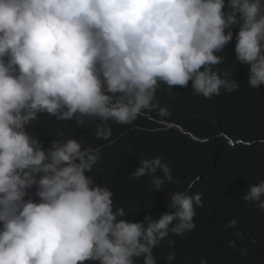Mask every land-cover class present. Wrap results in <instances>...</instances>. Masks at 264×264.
<instances>
[{
    "label": "clouds",
    "instance_id": "clouds-1",
    "mask_svg": "<svg viewBox=\"0 0 264 264\" xmlns=\"http://www.w3.org/2000/svg\"><path fill=\"white\" fill-rule=\"evenodd\" d=\"M232 39L227 61L236 70L229 73L249 75V87L259 89L264 0H0V264H136L141 257L156 264L153 249L194 230L199 193L171 194L158 219H121L126 213L114 209L113 193L87 175L96 154L70 138L45 150L28 130L42 113L77 127L86 119L131 124L159 107V83L172 89L191 81L205 98L238 90L229 73L214 70L224 60L216 53ZM95 134L106 140L111 129L97 125ZM143 176L157 191L172 181L159 157L132 173ZM243 200L264 209V181ZM174 259V252L166 257Z\"/></svg>",
    "mask_w": 264,
    "mask_h": 264
},
{
    "label": "trees",
    "instance_id": "trees-1",
    "mask_svg": "<svg viewBox=\"0 0 264 264\" xmlns=\"http://www.w3.org/2000/svg\"><path fill=\"white\" fill-rule=\"evenodd\" d=\"M232 32L235 39L239 25ZM233 39L216 53L224 59L214 66L218 73L236 70L227 61L235 50ZM237 73H229L228 78L239 83L238 90L229 93L221 88L211 98L197 95L191 81L187 87L172 89L159 83V107L146 110L131 124L86 119L83 127H77L74 119L54 122L42 113L30 121L28 131L43 140L45 150L54 139L70 138L96 154L87 175L113 193L114 209L126 213L121 219L143 222L146 214L158 219L169 211L171 194L201 195L203 207L194 205L195 229L183 236L170 235L172 247L165 240L153 249L156 264H168L166 257L173 252L171 264H200L202 258L207 264H264V209L243 200L249 186L264 181V85L251 88L249 75ZM97 125L109 127L111 136L98 139ZM155 157L168 165L172 175L161 191L154 190L150 176L132 177L142 160ZM156 175L163 173L158 170ZM232 219L237 220L236 226L225 229ZM235 233L243 234V239ZM233 240L234 247L229 244ZM242 248H247L246 255L241 254ZM136 264H143V257Z\"/></svg>",
    "mask_w": 264,
    "mask_h": 264
}]
</instances>
